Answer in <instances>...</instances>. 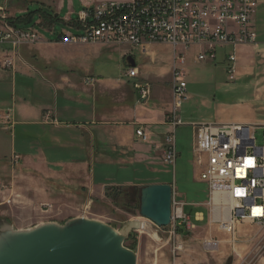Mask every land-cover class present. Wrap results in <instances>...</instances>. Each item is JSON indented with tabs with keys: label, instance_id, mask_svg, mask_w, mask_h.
<instances>
[{
	"label": "rangeland",
	"instance_id": "1",
	"mask_svg": "<svg viewBox=\"0 0 264 264\" xmlns=\"http://www.w3.org/2000/svg\"><path fill=\"white\" fill-rule=\"evenodd\" d=\"M37 1L28 4L30 12L41 11L51 14V11L56 12L59 9L61 2L64 5V11L59 18L55 19L51 27H46L45 20H41L38 14L34 15L32 22L19 24L22 30L34 31L40 35L42 42L21 47L22 53H25L23 56L27 57V60L24 59L29 64V68L31 67L29 69L31 76L19 73L15 64L13 69L0 67L11 72L8 80L4 81V85L0 89V96L7 100L4 109L7 111L6 115L13 116L15 114L13 105L23 100L24 96L28 100L30 99V103L33 105L40 104L39 101H35L36 99H43L44 101L48 100L46 102L53 104V107L57 106L59 95L57 90L49 84L50 82L66 83L68 80L81 82L86 87L100 85L102 80L122 81L137 92L139 91L135 88L136 84L143 85L148 82L152 89L159 87L156 94L160 96L162 102L170 98L169 91L172 82L169 75L162 74V69L168 67L167 58L170 56L168 47L170 46H153L149 48L148 53L142 54L140 50L132 49L129 46L69 44L63 40L58 41L59 35L78 33L64 21L68 13L72 21H77L82 11L91 10L101 2H130L131 0H90L87 5L81 0ZM0 6L5 7L3 0L0 1ZM5 8L9 16L11 12L8 8L11 7ZM255 16L259 33L264 36V5L256 10L252 21ZM56 41L58 43L49 46L46 44L44 49L41 46L44 42ZM37 45H40V49H42L41 55L35 48ZM237 48L233 49L235 55ZM228 51L229 49L219 50L220 58L216 62L190 63L189 60L185 70L189 85L187 92L192 96L191 98L207 96L211 100L214 99L216 84L227 80L226 73L220 72L217 67L228 66V61H222V57ZM7 58L1 57L0 61ZM22 65L28 70V66L24 63ZM132 66L139 68L141 73L139 78L125 77ZM20 69L22 72L25 71L24 68ZM4 73L0 72L2 75ZM27 85L28 87H26ZM35 85H41L44 93L42 96L36 97L35 94L31 95L29 91L24 90L25 87L33 88ZM99 91V89L92 91V97H96V100H99V94H97ZM66 92L72 93L71 89H67ZM127 95L124 93L121 98L128 99ZM117 99L120 97L114 94L107 97V100H111V102L118 101ZM198 114L194 101H186L179 111V116L184 123L187 118H191L190 116L197 117ZM47 115H51L52 120H46ZM55 115L54 112L45 113V122L47 124L56 123L57 116ZM60 119L63 118L60 117ZM194 135V128L186 123L176 129V147L179 155L175 166L162 163L150 167L152 168L151 172H146L144 168L135 171L103 167L101 173L104 174L107 182H121L129 179L138 182L139 186L120 187L119 189L123 193L119 197L114 196L118 191H111L109 192L110 197L106 195L101 200L92 197L91 199L88 197V193L79 187L73 190L55 184L49 186L56 188V191L72 190L73 192L70 194L71 197L64 196L63 201L53 202L48 199L50 193L45 189V185L40 197H35L34 190H32L27 198L24 197L22 188L10 184L12 181L4 183V186L0 187V228L9 225L15 230H21L47 222L64 224L72 219L71 215L105 222L117 231H122L132 222L139 221L142 222V228L132 229L125 242V247L137 253V264H264V227L243 223L237 225L235 232L230 234L221 231L217 225H210L208 209L205 207L209 198L208 185L200 179L201 169L196 164L193 154ZM255 135L257 145L263 146L264 132L257 130ZM3 136L5 144H3V153L0 154V161L7 166V170L1 174L9 177L8 180L15 179L16 182L23 181L20 177L21 174L31 173L30 175L35 176L33 171L20 169L18 166V159L15 156L19 154V137H14L13 130H9ZM158 180H171L174 183L176 189L174 187L173 200L186 204L184 213L191 218L197 229L186 233V235L180 233V235L174 236L170 227L159 228L151 221L141 217V188L150 185L146 182ZM140 182L145 185H140ZM33 186L34 184L31 186L32 189ZM134 187L137 191L134 190ZM4 197L7 199L5 200ZM198 214H203L204 219L198 221ZM174 240L183 241L185 244V248L176 255L173 251ZM206 241H214L217 245L213 249H208L204 245Z\"/></svg>",
	"mask_w": 264,
	"mask_h": 264
},
{
	"label": "crops",
	"instance_id": "2",
	"mask_svg": "<svg viewBox=\"0 0 264 264\" xmlns=\"http://www.w3.org/2000/svg\"><path fill=\"white\" fill-rule=\"evenodd\" d=\"M34 1L38 2L37 0H3V6L11 7L8 8L11 12L9 16L16 21L30 13L28 4ZM81 1L86 5L90 2V0ZM258 3L257 10L264 5V0H258ZM63 11L64 5L61 2L59 9L56 12L51 11V15L57 19ZM35 12H38L41 20H45L46 27L52 26L55 19L49 18L41 11ZM69 17L68 13L64 21L67 23L70 20L74 28L76 21H72ZM253 25L258 32L257 43L237 48L233 78L229 74V62L227 67H217L220 72L226 73L227 80L216 84L214 99L211 100L207 96L191 98L192 96L189 95L188 102L194 101L199 114L197 117L187 118L185 122L187 125L193 128L195 125L203 124L247 125L255 128L256 131L264 132V36L259 33L256 16ZM58 41L44 42L41 46L44 49L47 45ZM35 48L41 55L40 45ZM168 49L170 51V56L167 58L168 67L162 69V74L169 75L172 82L170 98L167 101L162 102L160 96L156 94L159 87L152 89L148 82L146 83L150 85V95L144 99L140 92L134 91L130 85L122 81L102 80L100 85L86 87L81 82L68 80L66 83L50 82L49 84L59 95L57 106L53 107V104L43 99H36L35 101H39L40 104L33 105L30 99L24 96L23 100L13 105L15 114L8 116L7 111L4 110L7 100L0 96V154L3 153V144H5L3 135L13 130L14 137H19V154L15 156L18 159V166L20 169L33 171L35 175L21 174L22 182H16L15 179L8 180L9 177L1 174L7 170V166L0 161V187L12 181L10 184L22 188L24 197L29 198L32 190L35 197H40L45 185V189L50 193L48 199L59 202L63 201L64 196L71 197L70 194L73 192L72 190L56 191V188L49 186L60 184L66 189L75 190L79 187L88 193V197L101 200L105 198L109 186H139L134 179L107 182L106 177L101 173L103 167L135 171L144 168L146 172H151L150 167L166 164L165 137L172 130L168 119L173 108V50L170 47ZM226 49L229 51L225 52L222 61H228V56L234 52L232 48L219 50ZM22 50L21 48L20 52H16L11 45H0V58L8 57L19 69V73L31 76L29 71L31 67L29 68L27 57L23 56L25 53H22ZM219 50L216 60L208 62L219 61ZM189 60L190 63L197 62L195 50L189 52L186 65ZM22 63L28 66V70ZM20 68H24L25 71H20ZM0 72L7 74H0L1 89L11 72L1 68ZM26 87L24 90L29 91L31 95L35 94L36 97L44 94L41 85ZM67 89H71L72 93H67ZM97 89L100 90L97 93L99 100L92 97V91ZM124 93L128 94V99L121 98ZM110 94L120 99L111 102L107 100ZM47 112L56 114V123L45 122L44 116ZM139 129L147 133V141L137 136ZM194 145L195 135L193 148ZM146 184H170L175 187L171 180H158ZM140 185L145 184L140 182ZM70 218L76 216L71 215Z\"/></svg>",
	"mask_w": 264,
	"mask_h": 264
},
{
	"label": "built area",
	"instance_id": "3",
	"mask_svg": "<svg viewBox=\"0 0 264 264\" xmlns=\"http://www.w3.org/2000/svg\"><path fill=\"white\" fill-rule=\"evenodd\" d=\"M258 0H131L130 2H101L91 10L82 11L74 28L77 34L62 35L69 44H95L129 46L148 53L150 47L166 45L173 49V108L168 119L171 131L165 137L164 162L175 166L178 159L176 129L185 123L179 116L183 104L189 100L187 73L184 66L189 52L196 51V61H215L217 51L223 48L256 43L258 34L253 16ZM67 24L71 25L69 20ZM71 27H73L71 25ZM42 42L34 31L22 30L11 24L7 9L0 7V45H11L18 52L24 45ZM229 74L235 73L236 55L228 56ZM13 69L7 58L0 67ZM139 69L131 67L125 74L139 78ZM89 82V81H88ZM93 80L91 81V83ZM141 97L150 95V85L136 84ZM51 115L46 120H52ZM193 154L200 166L201 181L208 185V209L210 225L221 231L234 233L243 223L264 227V214L253 216L252 209L259 207L264 213V145H257L255 128L247 125H195ZM137 136L148 140L143 129ZM251 164L246 166V163ZM237 169L242 170L237 175ZM241 190L243 196H236ZM176 197V196H175ZM221 198L231 206L230 221L218 215L216 200ZM182 207L172 202L171 233L176 236L197 229ZM50 207V206H47ZM219 216V217H218ZM198 214L197 220H203ZM183 229V230H182ZM174 255L185 248L183 241L174 240ZM206 248L213 249L216 242L206 241Z\"/></svg>",
	"mask_w": 264,
	"mask_h": 264
},
{
	"label": "water",
	"instance_id": "4",
	"mask_svg": "<svg viewBox=\"0 0 264 264\" xmlns=\"http://www.w3.org/2000/svg\"><path fill=\"white\" fill-rule=\"evenodd\" d=\"M59 35L58 40H62ZM173 186L150 184L141 188L140 215L159 228L172 221ZM76 217L64 224L47 222L29 229L0 228V264H137L138 255L125 247L132 229Z\"/></svg>",
	"mask_w": 264,
	"mask_h": 264
},
{
	"label": "bare ground",
	"instance_id": "5",
	"mask_svg": "<svg viewBox=\"0 0 264 264\" xmlns=\"http://www.w3.org/2000/svg\"><path fill=\"white\" fill-rule=\"evenodd\" d=\"M173 196H174V187H173ZM173 202H175V207H182V202H176L175 200H173ZM216 205H217L216 209H218L217 211L218 215L222 218L223 221L229 222L231 206L228 204V202L222 201L221 198H218L216 200ZM142 226L143 225L140 223L139 227L142 228Z\"/></svg>",
	"mask_w": 264,
	"mask_h": 264
},
{
	"label": "trees",
	"instance_id": "6",
	"mask_svg": "<svg viewBox=\"0 0 264 264\" xmlns=\"http://www.w3.org/2000/svg\"><path fill=\"white\" fill-rule=\"evenodd\" d=\"M35 14H38V12H30V13H28L25 17H20V18H18V20H16V21H14L13 19H10V21H11V24L13 25V26H15V27H19V24H21V23H19V21H22V24H24V23H30V22H32V19H33V17H34V15ZM46 16H48L49 18H53V19H55V17L53 16V15H51V14H46ZM18 22V23H17ZM120 187H109V188H107L106 189V195L108 196V197H110L111 195H110V193L109 192H111V191H118L117 193H116V195H114L115 197H119V196H121V194L123 193L122 191H120L121 189H119ZM134 190L135 191H137V189L134 187ZM115 193V192H114ZM127 195H129L128 193H127Z\"/></svg>",
	"mask_w": 264,
	"mask_h": 264
},
{
	"label": "clouds",
	"instance_id": "7",
	"mask_svg": "<svg viewBox=\"0 0 264 264\" xmlns=\"http://www.w3.org/2000/svg\"><path fill=\"white\" fill-rule=\"evenodd\" d=\"M244 195V192L243 191H241V190H238L237 192H236V196H243ZM262 214H264V213H262V210L259 208V207H256V208H253L252 209V215L253 216H260V215H262Z\"/></svg>",
	"mask_w": 264,
	"mask_h": 264
},
{
	"label": "snow or ice",
	"instance_id": "8",
	"mask_svg": "<svg viewBox=\"0 0 264 264\" xmlns=\"http://www.w3.org/2000/svg\"><path fill=\"white\" fill-rule=\"evenodd\" d=\"M250 164H251V161H248V162L246 163V166H248V165H250ZM241 171H242V170L237 169V175H240V174H241Z\"/></svg>",
	"mask_w": 264,
	"mask_h": 264
}]
</instances>
